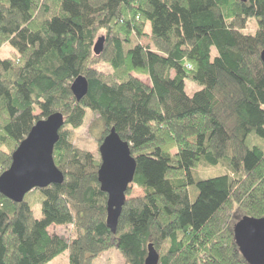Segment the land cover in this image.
Returning <instances> with one entry per match:
<instances>
[{
	"label": "trees",
	"instance_id": "trees-1",
	"mask_svg": "<svg viewBox=\"0 0 264 264\" xmlns=\"http://www.w3.org/2000/svg\"><path fill=\"white\" fill-rule=\"evenodd\" d=\"M5 44L0 174L30 128L59 112L52 153L64 180L32 189L40 218L25 196L0 193V264H46L65 251L68 264H91L111 247L122 264H144L148 244L158 264H249L230 220L239 210L264 216V149L245 144L264 139V0H0ZM81 75L88 91L77 101L70 85ZM186 79L200 87L191 96ZM87 116L98 146L113 127L136 160L132 185L142 193L126 198L115 233L99 151L73 140ZM200 164L228 172L195 180ZM51 225H70L69 238Z\"/></svg>",
	"mask_w": 264,
	"mask_h": 264
},
{
	"label": "water",
	"instance_id": "water-1",
	"mask_svg": "<svg viewBox=\"0 0 264 264\" xmlns=\"http://www.w3.org/2000/svg\"><path fill=\"white\" fill-rule=\"evenodd\" d=\"M94 43L93 52L100 55L104 36ZM259 57L264 66V50ZM70 87L74 98L80 101L88 91V81L81 75L71 82ZM63 124V114L56 112L40 119L30 128L29 134L12 152L9 168L0 174V193L4 197L21 203L25 194L32 189L63 182L64 175L54 164L52 153ZM102 140L97 149L100 162L97 181L101 191L107 194L106 227L115 233L126 192L133 184L136 160L131 155L129 143L119 137L115 128H110ZM232 232L244 260L249 264H264V216L242 215L233 224ZM147 246L144 264H158L157 251L151 244Z\"/></svg>",
	"mask_w": 264,
	"mask_h": 264
},
{
	"label": "rangeland",
	"instance_id": "rangeland-1",
	"mask_svg": "<svg viewBox=\"0 0 264 264\" xmlns=\"http://www.w3.org/2000/svg\"><path fill=\"white\" fill-rule=\"evenodd\" d=\"M254 22V19H253ZM255 24V23H254ZM253 23H248L247 30H253L254 27ZM148 30L149 27L147 25L146 27ZM255 28V27H254ZM147 30V31H148ZM143 43L148 42L147 38L142 39ZM3 48L0 49V58L7 57L12 54L13 50L10 48L8 45L2 46ZM214 50L212 51V54H214ZM143 81H146L147 79L140 77ZM185 93H187L188 96H191L195 91L199 90V86L194 83L193 81L185 80ZM90 116L86 117V121L83 123V126L75 130V134L73 135V140L75 141V144L81 148H87L90 151L97 152L98 149V144L97 141L94 139L92 135L89 133V123H90ZM249 147H252L253 145H261L262 148L264 149V139L257 138L254 135H250L246 143ZM99 153V152H98ZM228 172V168L225 167V165H199L196 168H194L192 175L193 179L198 180V179H205L207 177H212L216 176L218 174H225ZM187 190H189V199L190 201H193L196 194L197 190L193 185H188ZM130 196L126 195V198H130L131 196H138L141 195L142 192L138 190L134 185H131L130 187ZM25 200L28 202L30 208L32 209V215L35 218H40L41 217V208L40 204L42 201V198L38 196V193L36 190H32L28 192L25 195ZM243 213L241 210L233 217L231 218L230 221H232V224L238 220ZM49 230V233L51 234H58L60 236L65 237L66 239L69 238V232H71V226L66 225L64 226H59V225H51L47 228ZM125 263V259L120 255L119 251L115 247H111L110 249L103 251L98 255L96 258L93 259L91 264H122ZM46 264H68V251L63 252L57 257L53 258L52 260L46 262Z\"/></svg>",
	"mask_w": 264,
	"mask_h": 264
}]
</instances>
